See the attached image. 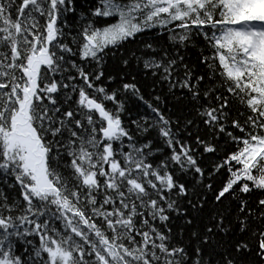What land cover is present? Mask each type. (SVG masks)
<instances>
[{
	"label": "snow or ice",
	"instance_id": "1",
	"mask_svg": "<svg viewBox=\"0 0 264 264\" xmlns=\"http://www.w3.org/2000/svg\"><path fill=\"white\" fill-rule=\"evenodd\" d=\"M0 264H264V0H0Z\"/></svg>",
	"mask_w": 264,
	"mask_h": 264
}]
</instances>
